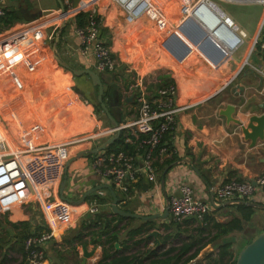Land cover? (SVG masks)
Masks as SVG:
<instances>
[{"label": "crops", "instance_id": "0c3cea01", "mask_svg": "<svg viewBox=\"0 0 264 264\" xmlns=\"http://www.w3.org/2000/svg\"><path fill=\"white\" fill-rule=\"evenodd\" d=\"M159 1L160 3L157 1L156 3L161 8H167L177 0ZM4 3L5 7L9 9L34 15L36 19L38 18L42 21L44 17L40 18L41 15L54 12L59 8L57 0H32V3L28 0L30 5L25 0H5ZM239 3L259 4L263 6V9L260 10V14L252 15L245 11L243 4H236L240 8L232 13V16L230 13L224 12L226 16L231 18L238 30H241L246 35L243 39L244 43L242 42L244 44L242 47L245 49L241 52L240 57H235L234 54L241 44L230 55H222L219 51L211 48L210 40L203 37L201 32L196 31V27L192 23L185 25L177 32L165 30L163 34L166 36H164L162 34L163 30L158 31L160 28L157 29V25H154L151 20L150 23L145 16L137 21L134 26L131 25L134 27L133 30H142L143 32V29H148L154 37L156 34L161 40L156 46L153 45L150 48L146 45L141 46V48L145 49L134 55L132 51L134 50L133 47L135 48V43L130 40V36L127 40L121 39V33L123 31L127 33L130 26L127 28L123 12L117 5L111 0H82L80 2L81 8L92 5L96 9V13L102 20L103 27L108 31V34L103 37V41H109L114 58L118 61V64L125 66V71H131L133 75L138 73L150 80V82H155L156 75L161 72L169 75L178 88V105L181 107V111L177 114V124L172 130L170 141L175 149L174 155L179 160L166 167L165 170L167 171L163 177L164 185L161 184V179L165 170L160 174V179L158 174L156 175L158 183L155 185L147 183L145 177L140 176L143 182V189L132 188L131 193L126 197L121 192H115L118 207L121 210L145 216L163 214L165 207L168 206L169 198L180 196L179 188L182 184H186L191 188L194 198L211 202V188L233 178L253 180L264 171V139L262 141L258 140L254 146H251L250 141L244 139L239 126L232 122H227L223 116L219 115V111L224 109L227 104H231L235 108L232 117L244 125L247 124L251 115L264 114V56H262L260 51V43L264 41V27H262L264 4L249 1ZM112 5L117 9L111 8ZM21 6L23 7L21 8ZM73 17L64 22L65 30L58 53L62 50L68 56L71 64H67L70 67L73 66L80 70L90 69L96 72L93 57L91 55H81L78 50L79 40L74 33ZM54 19V15L45 17L46 35L47 30L51 32L53 28L51 26L56 23ZM25 23H28V21L19 19L12 26L17 28L20 24L23 25ZM45 40L35 44L39 51L37 55L41 53V60L47 59L48 46ZM254 40L257 41L256 45L254 44L255 46H253ZM157 56L161 57V61L166 60V63L161 62L162 65L158 68L159 57ZM38 60H40L39 56ZM184 63L187 64L185 67H187L186 71L189 74L183 72L181 77L178 72ZM201 64H204L205 68H200ZM104 74L106 73H102L104 87L106 89L112 88L113 90L109 95V102L112 103V98L115 100V97H118L121 123L133 120L135 118L133 113L136 112L137 108L135 104H132V96L127 93V86L123 83L120 74L118 71L117 74ZM63 80L64 84H69L65 79ZM89 81L88 78L82 76L81 83L84 89L88 88ZM3 87V85H0V89ZM63 87L66 86L61 87L60 94L64 96V101H71V93L68 89L64 90ZM226 89L227 91L222 93ZM1 94L3 98V93L1 92ZM5 103L7 102L4 101ZM73 103L71 102V104ZM10 104L13 106L15 113L18 114L17 105L15 107L11 101ZM77 116L85 121L87 120V122L91 121L82 114L77 113ZM100 122V127L105 130L112 127V124L107 119L102 118ZM69 160L65 167L66 170L64 169L67 178L63 190L64 197L76 201L89 189L101 185L111 186L107 179L100 177L94 172L92 168L93 157L84 154L83 156L71 157ZM59 187L60 184L57 188L60 198ZM67 192L71 197L66 196ZM90 196H97L102 200V203H99L96 197L90 198ZM93 200H97L99 204V213L107 217H110V214L115 216L111 211L112 197L107 189H102L87 196L80 204L68 203L70 209L73 208L71 209L72 216L75 215L73 218L71 217L68 223L59 226V232H53V238L45 244L44 249L48 264H76V262L78 264H97L101 257L100 246H93L89 243L87 247H81L77 245V242H74L73 247L75 249L73 250L67 243H63L79 233L80 222L90 216L88 207ZM250 202L255 203L257 206L254 207L255 212L246 226L247 231L234 233L229 237L234 240L232 246L234 255L244 247L249 238H254L264 231V190H256ZM18 210L20 209L13 208L8 212L7 220L13 223L21 221L32 222V217L30 218L28 214L23 213L19 220H13L11 215L19 216ZM137 221L143 222V220L139 219ZM151 221L152 230L150 232H158L156 239L159 245H156L155 238L146 237L147 235L145 238L151 239L144 242L146 247H142V243L134 245V241L137 239L135 237L126 243L129 249L125 254H133L138 249H159V238L162 235L164 236L163 227L173 220L169 214L164 219L157 218ZM139 224V222H134L132 226ZM187 227V225H183L181 228L185 229ZM127 228L128 226L125 225V222L117 225L121 239L125 238L124 235ZM236 235H241L240 246L236 244L238 242ZM185 237L186 235L183 233L180 235L181 239ZM84 240H89V237L86 236ZM53 248H58L61 252L65 251L66 253H63L62 256L68 260L59 261L52 251ZM117 249H121L120 245H118ZM84 250L91 255L85 257ZM215 253L216 249L208 245L188 264H203L206 261L205 257L207 254L214 255Z\"/></svg>", "mask_w": 264, "mask_h": 264}, {"label": "built area", "instance_id": "2783aa9c", "mask_svg": "<svg viewBox=\"0 0 264 264\" xmlns=\"http://www.w3.org/2000/svg\"><path fill=\"white\" fill-rule=\"evenodd\" d=\"M111 1L123 12L124 21L128 26L135 24L144 16L155 23H160L163 29L168 31H180L189 24L187 23L189 19L207 28L216 26L214 24V19L217 17L216 12L207 7L204 0H177L167 8H161L151 0ZM233 1L264 4V0ZM4 2L5 0H0V17L5 13ZM64 5L69 7V9H65V14L57 9L54 12L41 15L40 18L44 17L43 21L37 18L23 25L20 24L17 28L10 26L4 31H0V82H3L0 85L22 91L24 86L21 77L25 76L28 81H31L35 75L33 72L37 70L36 59L39 51L35 44L43 42L45 39H51L62 23L80 12L89 14L87 26L74 31L79 40L80 54L93 57L96 71L114 73L119 64L114 58L110 46L105 45L98 37L97 25L94 21V15L97 14L96 9L92 5L81 8L80 3L77 8H72L70 0H65ZM201 6L205 7L203 13L199 12ZM215 7L221 20L227 24H222L215 29L214 34L218 31L220 37L210 40L209 44L212 49L217 51H225L227 47H231V54L238 45L242 44L246 35L238 30L229 16H226L216 5ZM47 15H54L56 18L54 19L56 23L51 26L53 28L47 34L48 36L45 34V17ZM206 16L209 17V20L206 19ZM262 27H264V16ZM195 30L200 33L198 26ZM203 42L201 43L203 44ZM256 42L254 40L253 46ZM260 51L264 56V41L260 43ZM127 72L131 73V71ZM150 83L152 82L144 76L138 73L134 74L126 91L136 103V117L101 133L102 135H114L121 130H130L133 135L135 133L147 135V138L141 141V144L146 145L148 149L145 155L139 159L140 165L138 166L133 157L125 152L110 154L100 152L93 157L94 172L107 179L111 187L122 194H127L128 188L136 183L140 176L145 177L149 184H157V174L153 162L157 156L161 160L175 154L174 148L167 150L162 147L157 152V156L153 155V151L160 144L163 135L176 127L177 114L181 111V107L178 105L177 85L173 82L156 89H149ZM85 105L93 107L87 100ZM8 118L13 125L19 126L20 129L18 134L12 137L6 122H0V215L27 202L37 204L42 214L45 230L24 240V253L29 264H48L45 244L53 238L54 230L68 223L72 217L69 204L59 198L57 192L64 167L69 160V150L73 145H81L85 140L92 139L93 136L59 141L51 139L50 136L45 137V127L40 123L23 126V121L19 120L15 114ZM126 141L129 142L130 139ZM259 189L264 190V171L253 180L233 178L211 188V202L194 198L191 188L182 184L179 188L180 196H172L168 200V213L172 220L178 223L186 219L202 220L206 213L225 201L238 199L250 201L255 191ZM98 211L97 200L91 201L88 213L95 214Z\"/></svg>", "mask_w": 264, "mask_h": 264}, {"label": "trees", "instance_id": "16d2710c", "mask_svg": "<svg viewBox=\"0 0 264 264\" xmlns=\"http://www.w3.org/2000/svg\"><path fill=\"white\" fill-rule=\"evenodd\" d=\"M61 1L63 2V0ZM25 2L30 5L28 0H25ZM29 2L32 3V0H29ZM64 9H67L65 5ZM18 20L19 18L16 14V10L6 7L4 15L0 17V31L6 30ZM88 20L89 14L87 12H80L73 17L72 23L74 24L75 29L85 28L88 24ZM94 21L97 25L98 37L103 41V37L108 34V31L103 27L101 23L102 20L98 14L94 15ZM58 29L59 28L56 29L55 33L58 31ZM64 30L65 28H62L59 33V40L56 45L57 49H59ZM103 43L109 46L108 40H104ZM125 69V66L119 64L112 74H117L118 71L121 78L123 79V83L128 86L130 79L129 75L124 72ZM83 76L88 78L86 75ZM72 77L73 79H79L80 81L82 78L74 75H72ZM155 80V82H152L148 85L149 89H156L174 82L169 75L161 72L156 75ZM63 88L66 90L68 89V86ZM74 89L75 92L80 91L78 87H74ZM95 89L97 94V88L95 87ZM78 94H80V92ZM102 100L105 104H108L110 100V96L105 87ZM91 104L93 105L97 118L100 120H102V118L107 119L97 101ZM132 104H135L136 106L135 101H132ZM67 109L71 111L70 107H67ZM133 114L134 117H136L137 110ZM101 115L103 116L102 118L99 117ZM171 133L172 130L163 135L160 144L153 151L154 156H157V152H159L162 147L167 150L173 149L170 141ZM146 138L147 135L145 134L135 133L133 135L131 134L130 130H121L117 139L109 145L104 153L110 154L125 152L126 154L133 157V160L139 166V159H141V156L145 155V152H147L148 149L146 145L141 144V141ZM127 139H130V141H126ZM87 156L94 157V154L87 153ZM166 157L160 160L157 156L156 160L153 162L154 170L156 174H158L159 179L160 174L166 169L167 166L179 160V158L174 154ZM111 188L117 193L113 187ZM132 188L143 189L142 179L139 178L136 184H132L128 188V193L124 194V197L131 193ZM92 197H96L98 202L102 203V200L97 196ZM92 197L90 196V198ZM254 212V207L243 204H232L214 208L212 211L206 213L202 220L186 219L179 223L170 221L163 227L164 236L162 235V237L159 238V249H138L133 254H125L129 249V246H127L126 243L135 237H137V239L134 241V245L142 243V247H146L144 242H147V240H150L151 238L146 239L145 236L148 235L152 230L150 225L152 221L148 220L142 222L137 221V219L123 218L118 215L114 216L112 214H110V217H107L98 211L95 214H90L88 219L82 220L80 222L79 233L71 239L64 241L63 243H67L73 250L75 249L73 247L74 242H77V245L81 247H87L89 243H91L93 246H100L101 257L97 264H188L197 257L198 253L204 247L208 245L213 246L216 249V253L214 255L207 254L205 257L206 261L203 264H235L238 253L234 255L232 251L234 240L230 239L229 237L234 233L246 232V226L251 221ZM121 222H125V225L128 226L125 231L124 239H121L119 236L120 230L117 229V225ZM134 222H139L140 224L132 226ZM5 223L10 228V231L6 230V235L9 236L10 241L16 242L18 245L16 248L10 247V249L18 251L24 258L23 263L28 264L26 255L24 253V240L45 230L44 225L42 227L41 224H34L33 218L32 222L21 221L13 223L6 220ZM183 225H187L188 227L182 229L181 227ZM166 231L170 232L167 233ZM182 233L186 235L184 239L180 238ZM86 236L89 237V240H84ZM252 239L253 238H249L245 245H247ZM115 244L120 245L121 249H116ZM52 251L59 261L68 260L62 256L63 253H66L65 251L61 252L58 250V248H53ZM4 252H6V249H3L2 259L5 257ZM76 264L78 263L76 262Z\"/></svg>", "mask_w": 264, "mask_h": 264}, {"label": "rangeland", "instance_id": "374dc122", "mask_svg": "<svg viewBox=\"0 0 264 264\" xmlns=\"http://www.w3.org/2000/svg\"><path fill=\"white\" fill-rule=\"evenodd\" d=\"M151 1L153 3H155L156 1L160 3L159 0H156V1L151 0ZM208 1L215 4L223 12L230 13L231 16H232V13H234L236 10H239L240 7L238 5L240 4H243L245 11H247L248 14H252V15L260 14V10L263 9V6L259 4H245V3H239L233 0H229V1L228 0H208ZM113 5L111 6V8L117 9ZM39 6L41 5L39 4ZM22 7L23 6H21V8ZM67 9H69V7H67ZM146 19L150 21V19L148 18ZM152 23L154 25H157V29L160 28V30L158 31L163 30L162 34L165 32V29H163V26L160 23H155V22H152ZM134 25L135 24H133V26ZM126 26L127 28L129 27L128 25ZM133 29L134 27L130 26L128 28L127 33H125L126 31L125 32L123 31L121 33V39L127 40V38L130 36L129 37L130 40L135 43L134 44L135 48L133 47L134 50L132 51L134 55H136L139 51L145 49V48H141V46L146 45L148 48H150L151 46L153 45L156 46L158 43H160L161 38L157 37L156 34L154 37L152 32L149 31L148 29H143V32L142 30H133ZM171 31L177 32L173 30ZM49 32L50 30H47V34H49ZM53 40H54V36L51 39L45 40V42L47 43L46 45L48 46L47 55H46L47 59H45L47 62V65L43 64L41 60L42 59L41 53L37 55V57L39 56L40 60H38V58L36 59V63L38 64L37 70L36 72L35 71L33 72L35 75H33V78L31 79L30 84L28 86L22 87L23 88L22 91H20L21 89L14 90L6 86L0 89V121H2L3 123L6 122L7 128L9 129L10 131L9 133L12 135V137L13 136L15 137L18 134L19 129H20L19 126L13 125L10 118H8L4 114V106H3L4 101L6 102L11 101L13 105H15V107L17 105L16 107L18 109L17 112L23 121V126H26L28 124H33V123H40L45 127V137L50 136L51 139L63 141V140L80 139L84 137L93 136L92 139L85 140L81 145L79 144L73 145L69 150V159H70L71 157L72 158L76 157L80 152H88L92 150L93 148L102 145L105 142V140L111 135L101 134L103 131H105V129L100 127L101 122H100V119L97 118L94 108L87 107L85 105L86 100L89 103H95L96 97H97L95 87H92V85L89 83L88 88L84 89L79 79H76L77 81L73 79L72 74L69 71L63 69L54 60L52 56V52H51ZM141 41H143V43H141ZM242 44L240 45V48L234 54L235 57L236 56L240 57L241 52L245 49L242 47L244 46V44L243 45ZM59 55H61L60 58H62L63 61H65L68 64L69 63L71 64V61L68 59V56H66L62 52V50L60 51ZM157 57H159L158 63H157V68H158L162 65L161 62L166 63V60L161 61L160 59L161 57L160 56H157ZM48 62H49V65H48ZM185 64L186 63L182 64L183 66L181 65L182 68L180 70L177 69L179 70L178 73L180 74L181 77H182L183 72L188 73L186 71L187 67H185L187 66V64L186 65ZM203 65L200 68L202 69L205 68V66ZM71 67L74 68L73 66ZM166 71H163V72H166ZM124 72L129 75V79L131 82L134 75L127 71H124ZM62 77L67 82H69L68 85L64 84V80L62 79ZM21 79H22V83L24 86V83L28 81L27 77L22 76ZM0 83H3V82H0ZM64 85L68 86V90L72 95L71 101H68V102L64 101V96L60 94L61 87ZM74 87H78L80 89L79 91L80 94H78L79 93L78 91L75 92ZM84 90H86L87 94L85 93ZM226 91L227 89L224 90L222 93H225ZM1 92L3 93V98H2ZM71 102H75L77 106H72ZM70 106H72L71 111H68L67 107L69 108ZM80 107L89 108L88 113L90 114L88 115H89V119L93 120L92 122L91 121L87 122V120L85 121L83 118L77 116V113ZM99 117L102 118L103 116L101 115ZM96 155L97 154H94V157ZM66 196L71 197V195L68 192L66 193ZM14 208H19L20 210H18L19 216L11 215L13 220H19L22 217V213H23V214H28L30 218L32 217L33 222L35 224L37 225L41 224V226L44 225L42 214L36 203L27 202V203L22 204L20 207L16 206ZM8 216H9L8 212L0 215V264H24L23 256L18 251L10 249V247L16 248L18 245L16 242L10 241L9 236L6 235V230L10 231V228L5 223L6 220L8 219ZM58 229L59 227L56 230ZM236 236H237L236 238L238 242L237 243L235 242V243L240 246L241 235H236ZM3 249H6V252H4L5 254L4 259H2Z\"/></svg>", "mask_w": 264, "mask_h": 264}, {"label": "water", "instance_id": "95a60500", "mask_svg": "<svg viewBox=\"0 0 264 264\" xmlns=\"http://www.w3.org/2000/svg\"><path fill=\"white\" fill-rule=\"evenodd\" d=\"M81 1L82 0H70L71 7L77 8ZM57 2H58L60 12L62 14H65L63 2L61 0H57ZM16 14H17L19 19H23V20L28 21V22H31V21L36 19L34 15H31L28 13H21V12L16 11ZM62 28H64V23L61 24L58 31L56 32L55 37H54V42H53L52 47H51V52H52V56H53L54 60L63 69L69 71L72 75L77 76V77H82L83 75H86L88 77V79L91 82L92 87L97 88L96 101L99 103L103 113L106 115L107 119L112 124V128L118 127V125L121 123L119 107H118V97L117 96L115 97L114 103L109 102L108 104H105L103 102L102 96L104 93V83H103V79H102V74H98L95 71L90 70V69H81V70L80 69H74V68L70 67L65 61H63L60 58V55L57 51L58 49H57L56 45L58 43L59 33H60ZM227 84H229V83H227ZM107 91H108V94L110 95L111 91H113V90H112V88H110V89H107ZM234 111H235L234 106L231 104H227L224 109H221L219 111V115L223 116L227 122H232V123L236 124L237 126H239L241 131H242L244 139L249 140L251 143V146H254L258 140L262 141L264 139V114L251 115L248 118L247 124L244 125L242 122H240L239 120L232 117V115L234 114ZM118 135H119L118 132L115 133L113 136L108 137L102 145L97 146L88 152H80L78 154V156H83L85 153L86 154L87 153L97 154L100 152H104L109 147V145L112 144L117 139ZM65 167H66V165H65ZM65 170H66V168H65ZM166 171L167 170H165L163 172V176L161 179L162 185H164V178L163 177H164ZM66 181H67V178H66V174L64 173L62 180H61V183H60V187H59V194H60V198L67 203H78V204H80L87 198V196H89V195H91L97 191H100L102 189H107L110 192V195L112 197L111 211L115 215H118V216L123 217V218L139 219V220H143V221L153 220V219H157V218L164 219L169 215L168 206L165 207L163 214H154V215H148V216L123 211L118 207L116 194L113 191V189L111 188V186H109V185H101V186L94 187L92 189H89L87 192H85V194L79 200H76V201L70 200V199L63 196V190H64V187L66 185ZM232 204H243V205H247V206H251V207L257 206L255 203L250 202L248 200L238 199V200H234V201H225V202L217 205L216 207L227 206V205H232ZM157 235H158L157 231H152L146 237L155 238V241L157 243L156 245L158 246L159 244H158V241L156 239ZM115 248L116 249L118 248L117 244H115ZM89 255H91V254H87L84 250V256L87 257ZM235 264H264V231L259 233L257 236H255L247 245H245L238 252Z\"/></svg>", "mask_w": 264, "mask_h": 264}, {"label": "bare ground", "instance_id": "6f19581e", "mask_svg": "<svg viewBox=\"0 0 264 264\" xmlns=\"http://www.w3.org/2000/svg\"><path fill=\"white\" fill-rule=\"evenodd\" d=\"M204 1H205L204 4H205L207 7L211 8L212 10H214V12H216L217 17H216V19H214V24H216L215 28H212V27L207 28L206 26H203V25L200 26L199 24L193 22L191 19H189V20L187 21V23H192V24H193L194 26H196V27L198 26V28H200V32L202 33V35H203L205 38H207V39H209V40H213V39L216 40L217 37H220V33L217 31L216 34H214L215 29H216L217 27H219L220 25H222V24H227V23H226L224 20H221V16L219 15V12L217 11L215 5H213L211 2H209V1H207V0H204ZM199 12H201V13L205 12V7H204V6H201ZM206 19L209 20V17L206 16ZM235 40L238 41V39H235ZM231 49H232L231 47H227L225 51H219V52H220L222 55H230V51H231ZM42 62H43V64L46 65V60H45V59H43ZM29 84H30V81H26V82L24 83V86L26 87V86L29 85ZM15 93H16V92H15ZM73 104H74V105H73ZM73 104H71V105H72V106H77L75 102H74ZM3 106H4V114H5L7 117H10V116H12L13 114H15L16 117H17L19 120H21V118L18 116V114L15 113V111H14V109H13V106L10 104V102H9V103L7 102V103L3 104ZM72 106H71V107H72ZM88 110H89V108H82V107H80L78 113L84 115L86 118L89 119V115H88V114H90V113H88V112H89ZM89 120H90V119H89ZM91 121H93V120L91 119ZM0 122H1V121H0ZM56 229H57V228H56ZM56 229L54 230V232L58 233V232H59V231H58L59 229H58V230H56Z\"/></svg>", "mask_w": 264, "mask_h": 264}, {"label": "flooded vegetation", "instance_id": "af4514ba", "mask_svg": "<svg viewBox=\"0 0 264 264\" xmlns=\"http://www.w3.org/2000/svg\"><path fill=\"white\" fill-rule=\"evenodd\" d=\"M63 4H64V1H63ZM67 8V7H66ZM59 9V8H58ZM74 69H76V68H74ZM96 70V69H95ZM96 73H98V74H102L103 72H98V71H96ZM106 74H112V73H106ZM85 92H86V90H85ZM83 93V92H82ZM113 100H114V98H112V103H113Z\"/></svg>", "mask_w": 264, "mask_h": 264}]
</instances>
